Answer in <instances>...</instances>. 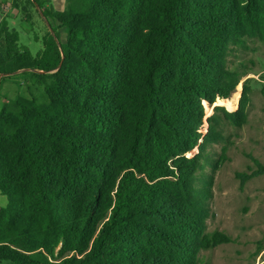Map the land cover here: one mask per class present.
<instances>
[{
	"label": "trees",
	"instance_id": "16d2710c",
	"mask_svg": "<svg viewBox=\"0 0 264 264\" xmlns=\"http://www.w3.org/2000/svg\"><path fill=\"white\" fill-rule=\"evenodd\" d=\"M25 2L56 26L33 56L0 25V76L46 99L0 108V264H198L206 150L250 100L227 57L264 45V0Z\"/></svg>",
	"mask_w": 264,
	"mask_h": 264
},
{
	"label": "rangeland",
	"instance_id": "374dc122",
	"mask_svg": "<svg viewBox=\"0 0 264 264\" xmlns=\"http://www.w3.org/2000/svg\"><path fill=\"white\" fill-rule=\"evenodd\" d=\"M14 29L20 32L19 46L33 56L42 49L32 38L40 34L37 26L29 30L18 19ZM227 64L249 69L241 84L248 88L250 100L242 126L226 124L222 140L207 147L215 164L206 168L211 179L205 200L210 217L206 244L196 258L198 264H264V45L247 41L227 57ZM34 86L33 96L45 102L42 86ZM10 101L3 99L0 108ZM219 235L228 241H218Z\"/></svg>",
	"mask_w": 264,
	"mask_h": 264
},
{
	"label": "crops",
	"instance_id": "0c3cea01",
	"mask_svg": "<svg viewBox=\"0 0 264 264\" xmlns=\"http://www.w3.org/2000/svg\"><path fill=\"white\" fill-rule=\"evenodd\" d=\"M45 8H52L56 11H63L66 7V0H39ZM23 6H26L25 0H18L14 4V0H0V25L2 22H6L9 29H14L17 25V20L20 19L23 24L29 30H32V26H37L40 29V34L33 35V41L41 42V37L50 31L51 26L55 27L56 23L52 20L43 18L39 12L37 6L31 7L27 5V12L23 13ZM19 36L20 32L14 29ZM59 34L60 43L65 42L64 29L57 30ZM19 43V41H18ZM19 45V44H18ZM4 47L2 36H0V50ZM24 47V46H19ZM28 49V48H27ZM29 50V49H28ZM30 52V51H29ZM25 70H19L12 73L9 77L2 78L0 76V103L3 99L13 100L16 97L30 98L29 90L35 91V86L31 83ZM3 195H0V208H3L7 204V199Z\"/></svg>",
	"mask_w": 264,
	"mask_h": 264
}]
</instances>
